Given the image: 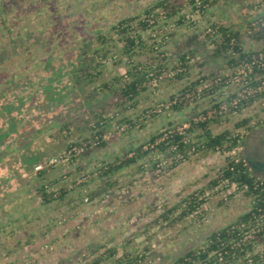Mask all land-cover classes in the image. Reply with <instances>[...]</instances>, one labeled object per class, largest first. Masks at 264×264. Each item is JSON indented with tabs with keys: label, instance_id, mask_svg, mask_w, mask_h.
Instances as JSON below:
<instances>
[{
	"label": "rangeland",
	"instance_id": "1",
	"mask_svg": "<svg viewBox=\"0 0 264 264\" xmlns=\"http://www.w3.org/2000/svg\"><path fill=\"white\" fill-rule=\"evenodd\" d=\"M157 1L0 0V21L5 22L4 26L0 22V91L9 89L0 95V105L6 102L0 111V264H172L202 245L210 232L249 210L250 200L234 187L211 184L225 163L226 155L221 153L191 155L172 171L164 163L153 170L144 166L142 171L135 165L110 180L99 177L104 163L122 158L167 127L182 131L188 120L198 117H217L218 123L210 126L213 134L232 131L237 122L248 119L246 127L235 131L243 144L228 155L241 157L250 168L264 173V100L240 113L228 108L217 113L227 95L241 91L243 80L234 79L209 97L192 94L180 111L164 103L201 76L229 73L222 71L220 59L198 66L207 48L189 62L191 68L181 80H168L178 72L171 69L183 41L203 33L209 21L239 30L246 51L264 47L245 34L241 13L260 0H217L204 16H186L179 26L170 21L150 29L143 39L151 51L142 50L129 64L146 65L156 59L152 66L163 64L168 71L131 102L115 106L109 92L96 91L128 69L118 47L110 49L102 62L104 71L93 84L75 85L72 72L82 47L90 45L93 50L92 39L98 32L105 34L121 20L143 16ZM102 107L107 119L105 145L90 147L88 154L81 152L69 164L49 168L39 180L31 181L34 166L44 165L70 144L95 133L89 132L92 112ZM20 149L27 151L23 164L10 156L20 154ZM117 180L118 185L99 192L105 181ZM42 184L48 192L65 190L63 199L39 205L35 188ZM90 193L96 196L84 202ZM191 195L198 203L195 211L177 220L187 209L177 204ZM175 206L166 220L160 219ZM104 232L106 237L101 236Z\"/></svg>",
	"mask_w": 264,
	"mask_h": 264
},
{
	"label": "trees",
	"instance_id": "2",
	"mask_svg": "<svg viewBox=\"0 0 264 264\" xmlns=\"http://www.w3.org/2000/svg\"><path fill=\"white\" fill-rule=\"evenodd\" d=\"M217 3V0H160L151 4L144 11L143 16L121 20L112 25L105 34L98 32L94 40L92 39L94 49H90V45H85L76 60L77 67L74 66V72H72L75 85L79 83L93 84L101 76L104 71L102 62L111 52L112 47H118L119 55L128 60L127 64L132 63L135 56L142 50L144 53L151 51L150 47L147 50L143 35L154 26L160 25V23L164 25V22L170 21H174V25L179 26L187 20L186 16H204V13ZM241 13L245 34L253 42L264 45V0L248 4L242 8ZM0 22L4 26L5 22L2 20ZM207 48H209V52L205 51ZM204 51L207 53L203 55L199 67L209 61L220 59L223 61L222 71L229 73L221 75L219 72L212 71L209 75L201 76L199 80L185 86L177 95L168 96L164 103L168 104L170 110L180 111L187 106L192 94L202 92L201 98L212 96L213 93L223 89L234 79L243 80L241 90L248 87L252 94L246 99H240L235 108L230 103L233 98H236V92L227 95L219 104L226 105V108L232 113H240L246 106L264 100V47L255 51L244 50L240 31L220 22L209 21L203 33L194 34L183 41L171 69V71L178 72L168 80H181L185 71L191 68L189 62ZM154 61L158 60L153 59L146 65L129 64L124 75L114 76L109 82L103 83L96 90L97 94L109 92L115 100L113 101L115 106L133 101L145 91L149 82L157 81L162 75V71H168V68L163 64L152 66ZM199 88L204 89L200 91ZM6 90L9 89L4 88L0 91V95L4 94ZM216 96L218 98L221 95ZM5 104L0 105V111H3L1 108ZM106 105L108 106V104ZM218 105L212 107L215 109ZM103 112V107L101 111L92 112L94 123L89 132L95 133L90 134L81 143L70 144L67 150L70 147L82 148L81 154H88L90 147L98 149L105 145L102 139L105 135L107 119L103 118ZM206 113L207 111H203V116ZM127 123L130 122L127 121ZM216 123H218L217 117L198 121L190 119L186 123V129L182 131L177 132L175 129L167 127L164 131L151 135L144 144L131 149L122 158L104 163L99 170V177L110 180L111 177L135 165H137V171H142L144 166L153 170L164 163L167 164L166 169L172 171L194 154H198L199 158L214 153L226 155L224 166L211 184L216 186L220 182L226 188L234 187L244 198L250 200V208L229 224L210 232L202 245L187 251L176 258L172 264H264V173L250 168L241 157L228 155L243 144L239 133H235V131L246 127L248 119L237 122L232 131L225 130L222 133L213 134L210 126ZM66 125L64 124L62 127L66 128ZM90 143L94 145L92 146ZM0 146H3L2 143ZM20 151V154L12 152L10 156H12V160L15 158L19 164H23L28 159L25 156L27 151L25 149H20ZM145 159H147L145 163L138 164ZM48 169L44 167L41 171L34 172L30 180H39ZM118 184V180L113 183L105 181L103 189L99 192ZM65 192V190L56 193L48 192L45 184L35 188L41 206L63 199ZM95 196L94 193H90L85 198L91 202ZM195 200V196L191 195L177 204L178 208L184 205L187 208L183 209V213L177 220L195 211V206L198 204ZM177 206L168 209L160 216V219L166 220Z\"/></svg>",
	"mask_w": 264,
	"mask_h": 264
},
{
	"label": "built area",
	"instance_id": "3",
	"mask_svg": "<svg viewBox=\"0 0 264 264\" xmlns=\"http://www.w3.org/2000/svg\"><path fill=\"white\" fill-rule=\"evenodd\" d=\"M245 85V84H244ZM206 87V86H205ZM252 94V91L250 90V88L246 87V88H243L240 92H238L236 94V98H233L231 100V103L230 105L232 107H236V104L238 103V101L240 99H246V97H248L249 95ZM226 109V105L224 104H221L219 107H218V111L217 113L218 114H221L222 111H225ZM215 111H213L212 113H214ZM206 118L205 117H198L196 119V121L198 120H205ZM187 126V125H185ZM235 149H238L235 148ZM234 149V150H235ZM234 150L231 151V153L233 154ZM82 148H76V147H70L68 150H66V152H64L62 155H59V156H55V157H50L46 163L44 165H36L34 166L33 168V171L34 172H39L41 171L44 167L46 168H55L59 165H67L70 163L71 159L74 157V156H78L81 152H82ZM84 202H88V199L85 198L84 199Z\"/></svg>",
	"mask_w": 264,
	"mask_h": 264
},
{
	"label": "crops",
	"instance_id": "4",
	"mask_svg": "<svg viewBox=\"0 0 264 264\" xmlns=\"http://www.w3.org/2000/svg\"><path fill=\"white\" fill-rule=\"evenodd\" d=\"M118 203H119V202H118V201H116V204H115V203H113L112 205H113V206H115V205L117 206V205H118ZM111 209H112V210H114L115 208H113V207H112ZM115 210H116V209H115ZM79 215H82V214L80 213ZM107 235H108V233H107V232H104V233H103L101 236H103V237H106ZM71 250H72V249H70V251H69V252H72ZM43 262H44V261H43ZM44 263H45V262H44ZM54 264H55V263H54Z\"/></svg>",
	"mask_w": 264,
	"mask_h": 264
}]
</instances>
